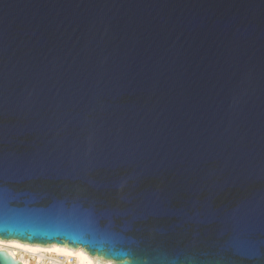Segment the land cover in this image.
<instances>
[{"label":"water","instance_id":"95a60500","mask_svg":"<svg viewBox=\"0 0 264 264\" xmlns=\"http://www.w3.org/2000/svg\"><path fill=\"white\" fill-rule=\"evenodd\" d=\"M0 239L264 264V0H0Z\"/></svg>","mask_w":264,"mask_h":264},{"label":"bare ground","instance_id":"6f19581e","mask_svg":"<svg viewBox=\"0 0 264 264\" xmlns=\"http://www.w3.org/2000/svg\"><path fill=\"white\" fill-rule=\"evenodd\" d=\"M0 250H5L22 264H65L64 261L70 257L74 259V264H111L109 260H98L81 247L72 249L67 245L56 243L40 246L21 243L17 240L0 239ZM59 257L62 258V261L55 263V259Z\"/></svg>","mask_w":264,"mask_h":264},{"label":"built area","instance_id":"2783aa9c","mask_svg":"<svg viewBox=\"0 0 264 264\" xmlns=\"http://www.w3.org/2000/svg\"><path fill=\"white\" fill-rule=\"evenodd\" d=\"M55 263H60V261H62V258L59 257L57 259H55ZM64 261V260H63ZM65 264H74V259L72 257L68 258L66 261H64Z\"/></svg>","mask_w":264,"mask_h":264}]
</instances>
